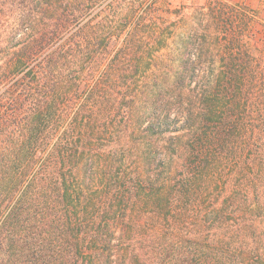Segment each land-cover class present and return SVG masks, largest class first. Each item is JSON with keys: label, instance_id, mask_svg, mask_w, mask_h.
Wrapping results in <instances>:
<instances>
[{"label": "trees", "instance_id": "trees-1", "mask_svg": "<svg viewBox=\"0 0 264 264\" xmlns=\"http://www.w3.org/2000/svg\"><path fill=\"white\" fill-rule=\"evenodd\" d=\"M156 1L0 0V264H264L253 15Z\"/></svg>", "mask_w": 264, "mask_h": 264}, {"label": "rangeland", "instance_id": "rangeland-1", "mask_svg": "<svg viewBox=\"0 0 264 264\" xmlns=\"http://www.w3.org/2000/svg\"><path fill=\"white\" fill-rule=\"evenodd\" d=\"M217 2V0H157V6L161 9H171L179 8V7H194L197 5H207L213 4ZM169 5V6H167ZM250 12V11H249ZM253 18L250 16V23L247 29V36L245 41H248V44L251 45L252 49L254 47L260 46L264 48V23L260 22L257 19V14L252 13ZM249 19V18H248ZM251 34L252 37L249 35ZM251 37V38H249Z\"/></svg>", "mask_w": 264, "mask_h": 264}, {"label": "crops", "instance_id": "crops-1", "mask_svg": "<svg viewBox=\"0 0 264 264\" xmlns=\"http://www.w3.org/2000/svg\"><path fill=\"white\" fill-rule=\"evenodd\" d=\"M231 5H240L251 13L257 14V19L264 23V0H223Z\"/></svg>", "mask_w": 264, "mask_h": 264}]
</instances>
